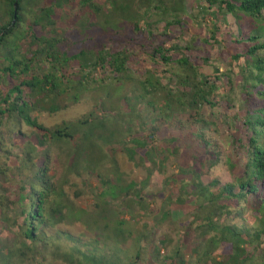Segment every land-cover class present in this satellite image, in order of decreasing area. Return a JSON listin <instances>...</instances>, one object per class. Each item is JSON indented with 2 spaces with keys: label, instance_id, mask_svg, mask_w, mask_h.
<instances>
[{
  "label": "trees",
  "instance_id": "obj_1",
  "mask_svg": "<svg viewBox=\"0 0 264 264\" xmlns=\"http://www.w3.org/2000/svg\"><path fill=\"white\" fill-rule=\"evenodd\" d=\"M184 1H0V79L8 85L6 93L0 91V128L5 121L24 123L39 131L38 146L44 149L39 166L34 165L27 174L21 172V167L16 169L15 181L21 191L28 193V203L13 221L18 228V233L11 234L14 243L0 248V264H51L46 258L38 260L40 251H47L60 264H143L148 244L145 232L138 231L134 237L128 229L129 222L117 215L121 211L131 214L146 211L143 191L153 169H160L163 160L147 139L119 140V126L106 125L104 110L114 112L122 102L129 111L131 106H141L137 121L142 122L143 109L147 120L157 112L159 117L170 119L176 109H184L205 123L203 111L205 107H216L211 99L217 88L201 66L186 55L191 48L175 45L167 49L163 46L167 43L164 40L161 44L156 42L146 53L163 66L166 77L162 79L175 81V92L150 72L143 80H137L128 69L134 55L132 47L138 40L155 42L158 36L171 39V28L182 24ZM201 1L202 11L211 17L212 42L218 43L219 24L224 22L226 14L231 15L238 31L233 41L242 47V56L234 58L247 59L242 76L248 128L243 145L247 158L243 170L224 186L219 181L206 186L195 174L197 208L193 217L199 224L192 231L193 246L183 256L181 240L174 246L163 238L154 248L155 261L159 264H264V0ZM40 2H44L40 15L33 17L31 13H35ZM218 14H222V20L216 18ZM162 23L165 26L161 35L156 28ZM22 41L30 49L24 55L20 54ZM174 52L180 53L179 58H173ZM203 63L207 65V60ZM75 66L76 71L71 72ZM98 69L110 76L94 79ZM91 87L99 93L98 102L103 99L96 102L99 113L90 112L54 128L40 124L31 115L37 111L50 115L66 112L80 103ZM123 90L126 94L117 93ZM134 114L132 109L128 115H119L115 123L125 122V117L133 118ZM136 130L129 125L126 131L132 134ZM116 135L117 145L113 143ZM200 139L209 147L204 136ZM127 143L134 147L129 148ZM108 146L112 149L118 146V151L131 163H136L138 151L142 152L139 161L148 178L140 184L124 182L114 162L113 168L107 171L103 151ZM57 149L58 157L54 156ZM84 155L85 170L95 172L100 183L93 212L76 207L56 183V176L51 175L53 165L60 163L63 156L65 171L73 168L78 174L77 162ZM5 201L6 198L0 199V209L7 223L12 210L5 209ZM245 211L251 213L252 221L245 219ZM70 219L72 224L81 226L82 232L74 233L66 227ZM9 232L12 233L11 229ZM168 248L167 256L161 258L162 249Z\"/></svg>",
  "mask_w": 264,
  "mask_h": 264
},
{
  "label": "rangeland",
  "instance_id": "obj_2",
  "mask_svg": "<svg viewBox=\"0 0 264 264\" xmlns=\"http://www.w3.org/2000/svg\"><path fill=\"white\" fill-rule=\"evenodd\" d=\"M184 2L185 11L181 17L182 24L171 28V39L158 36L155 42L153 40L145 42L138 40L132 47L134 55L128 63V69L130 75L137 80H143L150 72L161 79L163 85H167L175 92V81L172 79L171 82H168L166 79H162L163 76L166 77L163 66L146 53L156 42L159 41L161 44L164 40L167 43L163 46L167 49H171L175 45L181 49L186 46L191 48L186 52V55L192 62L201 66L203 73L209 76L211 84H215L217 88L211 99L216 107L213 109L205 107L203 111L205 123H200L195 113L184 109H176L170 119L159 117V112H157L152 114L149 120H147V112L143 109L142 122L137 121L138 113L141 115L142 112L141 106H131L129 111L122 102V105H116L114 112L104 110V112L106 111V118L104 117L106 125L118 124L119 126L121 131L119 140L130 142L133 138L147 139L150 145L158 150L163 160L160 169H153L149 164L146 165L153 169V174L143 191L146 211H138L133 214L121 211L122 214L117 215L129 222L128 229L133 232L134 237L138 231L145 232L148 244L145 248L143 264H159L158 261H155L154 248L163 238L167 239L169 243L173 242L174 246L181 240L184 246L183 256L191 250L195 240V234L192 231L199 224L193 217L197 208L194 201L196 180L193 177L195 174L206 186L213 181H219L221 186H224L233 182L235 176L243 170L247 158L243 145L244 139L248 136V128L243 105L245 85L242 81L243 72H246L247 59L246 57L234 58L236 55L242 56V47L233 41L238 37L235 21L231 15H225L224 22L221 21L219 24L218 43H214L210 34L212 30L211 17L202 11L203 1L185 0ZM43 6L44 2H40L35 8V13H31L32 16L33 14V17L39 16ZM66 11H69V8ZM222 17V14L216 16L219 20H222ZM164 26L165 23H162L156 28L158 34L162 35ZM29 50L28 44L22 41L20 54L24 55ZM172 56L174 59L179 58L180 53L174 52ZM203 60H207V65H204ZM70 71H76V66ZM216 71L219 74H216ZM103 76L109 77L110 75L100 69L93 74L94 79L101 80ZM7 89V83L0 79V91L4 94ZM117 93L126 94L124 90ZM98 96V91L91 87L89 91H86L81 102L66 112L50 115L37 111L31 115L40 124L54 128L63 121H76L90 112L95 111L94 113H96V102L99 103L100 100H103L100 99L98 102ZM108 101L111 102L110 99ZM155 106L158 107L159 102L155 103ZM132 109L135 111L133 118L125 117V122L115 123L119 115H128ZM97 112L99 113V111ZM5 122L4 127L0 128V199L6 198L4 204L7 207L5 209L9 208L12 212L9 215L11 219L6 223L4 221L6 215L0 209V248L11 247L14 243V236L11 234L18 233V228L13 225V221L20 216L28 203V193L21 191L15 181L16 169L21 167V172L27 174L33 170L34 165L39 166L42 163L41 155L44 152V149L38 146V138L41 136L39 131L27 127L24 123L18 125L13 122ZM129 125L137 129L132 134L131 131H126ZM151 136L154 138L148 139ZM200 136L205 137L209 142V147L204 145ZM115 137L113 143L117 145L119 141L117 135ZM127 146L134 147L132 143ZM118 150V146H115L114 149L111 146L105 147L103 155L106 170L110 171L113 168L112 162H114L120 172L119 176L124 182L138 184L144 182L149 175L139 161L142 152L138 151L136 163H131L127 156ZM58 152L57 149L54 156L58 157ZM82 158L80 162H77L79 175L73 172V168L65 171L63 167L66 158L64 156L60 163L53 165L51 175L56 176V183L63 187L76 207L93 212L95 195L100 183L96 180L95 172L85 170L86 156L84 155ZM8 169L11 170L10 175ZM112 183H116L114 177ZM244 217L248 221L253 220L250 212L245 211ZM190 225H192V229H189ZM66 227L74 233L82 232L81 226L72 224L71 219L68 220ZM10 229L12 233L9 232ZM167 250L169 251V248L162 249L161 258L167 256ZM40 252L38 260L46 258L48 263L60 264L53 261L47 251Z\"/></svg>",
  "mask_w": 264,
  "mask_h": 264
}]
</instances>
